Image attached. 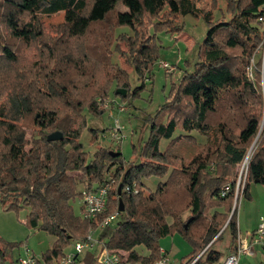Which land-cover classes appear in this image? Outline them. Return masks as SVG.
<instances>
[{
	"label": "trees",
	"instance_id": "16d2710c",
	"mask_svg": "<svg viewBox=\"0 0 264 264\" xmlns=\"http://www.w3.org/2000/svg\"><path fill=\"white\" fill-rule=\"evenodd\" d=\"M225 2L226 9L217 19V1L211 10L202 11L194 0H0V201L7 210L28 208L26 224L55 236L42 264H53L73 239H84L91 230H97L108 248L123 251L126 264L154 263L166 254L161 251L162 238L176 234L191 247L181 264H223L225 252L216 243L226 231L233 247L239 237L237 167L249 152L243 195L248 196L251 183L264 186V130L253 143L263 117L264 83L260 86V69L256 81L247 77L263 40L264 0ZM119 3L126 9H117ZM165 7L173 18L154 22L152 28L180 32L181 16L202 14L208 31L199 60L175 84L157 117L151 118L150 136L134 148V161L126 162L119 146L114 150L101 146L90 157L81 141L87 126L85 112L100 116L105 109L98 98L110 97L111 83L128 90L130 84L128 72L112 62L114 53H122L118 41L113 47L112 37L105 38L101 31L102 38L83 43L80 53L74 45L79 39L83 42L90 29L111 19L107 27L135 31L134 36L121 32L118 38L127 40L134 53L128 51L129 61L141 75L156 59L157 47L150 33L147 42L135 45L140 38L137 25L145 14L157 17ZM59 12L64 20L57 35L39 33L37 13ZM25 47L36 48L35 61L23 63ZM97 52L101 66L110 73L102 84L91 75L95 69L88 72L79 64L84 62L81 56L95 57ZM209 83L222 93L212 98ZM200 93L202 103H198ZM216 114L221 117L214 123ZM56 130L63 132V139L48 140ZM89 130L94 143L105 131ZM194 132L209 140L185 165L170 149L183 136L197 140ZM163 138L170 140L165 150L160 149ZM110 175L115 182L105 211L95 219L78 216L72 201L82 198L83 189H97ZM152 175L166 179L146 192L144 179ZM129 185L138 187L139 193L126 192ZM120 198L124 210L111 225L98 229L106 216L119 210ZM16 245L0 238V264ZM140 246L148 253H140ZM77 261L101 264L97 252L90 251Z\"/></svg>",
	"mask_w": 264,
	"mask_h": 264
},
{
	"label": "rangeland",
	"instance_id": "374dc122",
	"mask_svg": "<svg viewBox=\"0 0 264 264\" xmlns=\"http://www.w3.org/2000/svg\"><path fill=\"white\" fill-rule=\"evenodd\" d=\"M216 1L218 2V8L214 11V16L218 19L222 15L221 11H225L226 9L225 0H194L197 7L202 9V11L211 10ZM117 9L125 10L126 8L119 3ZM63 16V12L49 16L37 13L36 28L38 32L40 33V31H44L46 36H56L59 26L63 23ZM170 17L173 18L169 9L165 7L157 17H151L150 15L145 14L140 23H138L137 27L138 32L140 33V38L138 37L139 39L136 40L135 45L138 43L140 44L141 41L147 42L150 33L153 35L157 47L156 59L153 61L149 70H145L141 75L137 73L135 67L129 61L130 56L128 55V51L131 52V56L134 53L130 50L127 40L118 38L121 35V32H127L128 35L134 36L135 31L131 28L107 27L113 22L110 19L102 27L97 26L90 29L84 35L83 42L79 39L75 43L74 48L80 53V49L84 50L83 43H94V41L102 38L101 31L104 33L105 38L112 37L114 40L113 47L115 42L118 41L119 49L122 53H114L112 62L114 64H119L128 72L127 76L130 84V90L125 88L126 95L118 96L116 94L118 89L116 83H111L109 87L110 97L104 99L103 96H99L98 98L101 101L102 108L105 109L100 116H95L89 111L85 112L87 126L83 130L81 141L90 157L93 156L97 148H100L101 146L108 147L111 150H114L119 146L125 161L128 163L134 161L136 159L134 148L136 147L138 149L144 145L150 136L151 118L157 117L160 107L171 97L175 84H179L183 76L194 69L199 60V51L207 34L208 24L202 14H187L181 16L182 30L180 32L172 31L167 28L156 29L154 26L152 28L154 22L159 21L163 24L168 22ZM261 23L260 25L264 27V23ZM133 38L134 37H132V39ZM35 47L22 48L23 63H29L36 60L34 54L37 47ZM88 54L89 55L84 58L83 56L79 58L84 59V62L79 60V64L86 71L90 68L95 69L96 72L91 73V75L94 74L95 81H99V84L106 83L110 73L109 71L104 70L101 66L100 63H102V61H99L98 55L100 53L97 52L95 57L90 53ZM24 56H26V58H24ZM163 62L168 63V71L162 64ZM259 62H261V67L258 66ZM99 64L100 66L98 68ZM258 69H260L261 72L260 86H262L264 83V35L261 46L257 48L251 59V65L247 69V77L256 81ZM206 87L211 90L212 98L215 93H217L215 96L222 93V90L213 83H209ZM202 97L203 94L200 93L198 95V103L203 102ZM220 117L221 115L216 114L213 118V122L216 123ZM117 124L123 126L122 130L125 136L120 143H116L112 139V130ZM90 127L98 128L100 130L105 129V131L101 132L98 143L92 142L94 138L93 133L89 130ZM263 130L264 110L259 132L254 142L258 140ZM212 134H214V131L210 133V135ZM194 135L197 136V140L183 136L181 137V140L171 147L172 154L182 158L185 165H188L195 155L201 153L206 148L209 140L207 136L200 135L197 132H194ZM169 142V139L163 138L160 143V149L165 150ZM240 175L241 166L239 165L237 167L235 198L238 178ZM164 179L166 178H160L155 175H152L149 179H144L146 192L151 189L154 190L159 182L164 181ZM251 184L254 190L260 189L264 191V186L262 184ZM79 189H83L82 185L79 186ZM248 198L247 195H243L240 200H236L237 214L240 215L244 213L245 203ZM256 203V211L260 210L261 214L264 213V196L259 191H256ZM72 205L75 213L78 216L83 217L80 196H77L72 201ZM28 212V208L7 210L6 206L0 201V238L6 242L17 243L12 249H8L7 258L4 260L3 264H15L19 257L26 256L27 248H29L31 253L42 259L43 254L52 246L55 240V236L43 230L31 228L26 224ZM229 239V231H226L223 237L217 241L216 246L225 252L228 241H230ZM76 241L77 239H73L65 247L64 252H75ZM161 244L170 250L172 264H178L181 261V258L188 253V250H190V245L181 234L164 237L161 240ZM137 249L142 254L147 253V249L144 246H140ZM85 253L86 251L84 250L80 253V256L82 257ZM76 264L81 263L77 261Z\"/></svg>",
	"mask_w": 264,
	"mask_h": 264
},
{
	"label": "built area",
	"instance_id": "2783aa9c",
	"mask_svg": "<svg viewBox=\"0 0 264 264\" xmlns=\"http://www.w3.org/2000/svg\"><path fill=\"white\" fill-rule=\"evenodd\" d=\"M264 23V16L261 17ZM165 69L168 71V63H162ZM123 126L117 124L112 130V139L116 143H120L125 138L123 133ZM250 153H247L245 159L241 163V175L238 178L237 188H236V200L242 198L243 188L246 184L248 166L250 160ZM115 178L110 175L108 179L95 190H82V213L83 217L87 219H95L99 213L105 211L108 195L113 187ZM229 189V186L225 187ZM126 192L139 193L140 189L136 186H127L125 188ZM236 206V203H235ZM234 206V207H235ZM119 210L105 217L101 222L98 229H104L111 225L119 216ZM97 230H91L90 234L84 238L79 239L75 243V252H65V254L59 259L55 260L53 264H76L80 253L84 250L97 252L98 260L101 264H126L125 258L123 257L124 252L121 250L110 249L105 244V239L99 237ZM98 235V236H97ZM249 239L246 241L245 237L239 236L235 246L231 252L226 256L223 264H240L241 254H253V246L259 245L264 248V216L260 217L257 228L254 231L248 233ZM15 264H42V259L37 257L35 254L31 253L29 248L26 249V256L19 257ZM137 264H172L170 257L165 254L159 260L154 263H137Z\"/></svg>",
	"mask_w": 264,
	"mask_h": 264
},
{
	"label": "crops",
	"instance_id": "0c3cea01",
	"mask_svg": "<svg viewBox=\"0 0 264 264\" xmlns=\"http://www.w3.org/2000/svg\"><path fill=\"white\" fill-rule=\"evenodd\" d=\"M170 152L173 153L172 149H170ZM256 191H259L264 196V191L260 189L254 190L251 184L247 196L249 197L248 198L249 200L247 199L245 203L244 213L240 215L238 214L239 236L245 237L246 241H248L249 239L248 233L254 231L257 228L258 223L260 221V217L264 215V213L261 214L260 210L256 211L255 209L257 204ZM232 249H233V245L231 246L230 241H228L227 249L225 251V256H227ZM190 250H188V253L190 252ZM161 251L166 252V254L170 257L172 262L170 250L162 245ZM178 264H181V261ZM240 264H264V248L254 245L253 254L244 253L240 255Z\"/></svg>",
	"mask_w": 264,
	"mask_h": 264
},
{
	"label": "water",
	"instance_id": "95a60500",
	"mask_svg": "<svg viewBox=\"0 0 264 264\" xmlns=\"http://www.w3.org/2000/svg\"><path fill=\"white\" fill-rule=\"evenodd\" d=\"M116 93L126 95V89L125 88H118ZM63 137H64L63 132L59 131V130L53 131L52 133L48 134V136H47L48 140H50V141L60 140V139H63ZM111 153L114 155L118 154V152H114V151H111ZM118 191H119V194H121V186L119 187ZM123 210H124V203H123V199L120 198L119 199V211H123ZM187 226H188V223H186L185 227H187Z\"/></svg>",
	"mask_w": 264,
	"mask_h": 264
}]
</instances>
